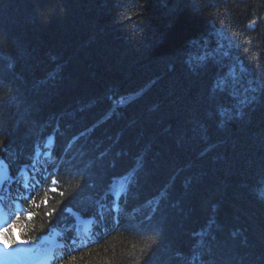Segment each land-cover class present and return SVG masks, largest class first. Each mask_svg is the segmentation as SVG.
Returning a JSON list of instances; mask_svg holds the SVG:
<instances>
[{
  "label": "trees",
  "instance_id": "obj_1",
  "mask_svg": "<svg viewBox=\"0 0 264 264\" xmlns=\"http://www.w3.org/2000/svg\"><path fill=\"white\" fill-rule=\"evenodd\" d=\"M57 128V192L18 240L135 172L120 225L60 264H193L204 243L200 264H264V0H0V158Z\"/></svg>",
  "mask_w": 264,
  "mask_h": 264
},
{
  "label": "snow or ice",
  "instance_id": "obj_2",
  "mask_svg": "<svg viewBox=\"0 0 264 264\" xmlns=\"http://www.w3.org/2000/svg\"><path fill=\"white\" fill-rule=\"evenodd\" d=\"M253 25L256 23L255 21L252 22ZM208 42H205V45H207ZM213 52L209 51L207 46H205V52L203 59L204 61H208L213 58ZM233 81H235V78H232ZM216 89H218L219 92L221 93H228V95L231 97V99L235 100L237 99L236 96V91L238 90L235 82L233 83V86L231 89H229L228 86V81L224 78H221L218 80L215 84ZM243 102V101H241ZM7 151V149H5ZM42 150L40 149V146H37V156L40 154ZM0 163H3L0 161ZM7 167V165H5ZM29 169L31 170L29 172ZM58 168L49 167L47 165V162L43 166H38L36 163L35 157L33 160L25 165H23L22 168L18 169L16 174L13 176L11 174L8 175L7 177V185H5L4 180H0V209H2L5 206V200L11 196V189L15 185L16 186V195L14 197L15 201H24L27 200L31 203H35V194L40 190L42 186H44L49 177H53L51 179V184L53 185L49 191L55 193L57 192V188L55 185L58 183L57 180L54 178L55 175L58 173ZM21 172H27L28 177L27 180H25L21 176ZM5 193L8 195L6 196ZM60 196H63L64 193L61 191L59 193ZM43 204L45 207L48 206V199H45L43 201ZM36 207H40L39 204L36 205ZM118 207V202L113 204L112 208L110 211L115 212L116 208ZM103 210H104V205H101L100 208L98 209L97 214L103 218ZM73 209L71 206L66 205L63 209H60L61 214L63 213H73ZM57 209L56 208H51L49 211L45 212V215L48 216L50 219L55 217L56 220L58 221L60 219L59 216L56 215ZM33 218V213H27V219L31 220ZM20 219L19 215H16V220L18 221ZM17 225L13 223L10 228H0V245H2L5 249L11 248L13 245L17 244V242L21 244H26L28 243L27 240H19L17 236L14 234L16 231ZM70 230V229H69ZM72 243L75 244L76 240L73 239ZM74 259V258H73Z\"/></svg>",
  "mask_w": 264,
  "mask_h": 264
},
{
  "label": "water",
  "instance_id": "obj_3",
  "mask_svg": "<svg viewBox=\"0 0 264 264\" xmlns=\"http://www.w3.org/2000/svg\"><path fill=\"white\" fill-rule=\"evenodd\" d=\"M7 178V171L6 169H2L0 167V180H5Z\"/></svg>",
  "mask_w": 264,
  "mask_h": 264
},
{
  "label": "bare ground",
  "instance_id": "obj_4",
  "mask_svg": "<svg viewBox=\"0 0 264 264\" xmlns=\"http://www.w3.org/2000/svg\"><path fill=\"white\" fill-rule=\"evenodd\" d=\"M41 147H43V146H41Z\"/></svg>",
  "mask_w": 264,
  "mask_h": 264
}]
</instances>
